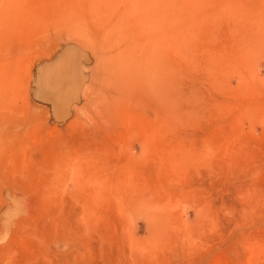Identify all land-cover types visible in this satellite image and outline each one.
<instances>
[{
  "label": "rangeland",
  "instance_id": "rangeland-1",
  "mask_svg": "<svg viewBox=\"0 0 264 264\" xmlns=\"http://www.w3.org/2000/svg\"><path fill=\"white\" fill-rule=\"evenodd\" d=\"M0 264H264V0H0Z\"/></svg>",
  "mask_w": 264,
  "mask_h": 264
}]
</instances>
